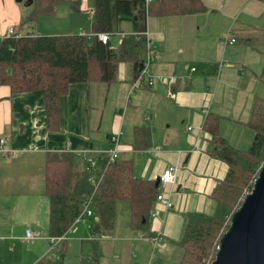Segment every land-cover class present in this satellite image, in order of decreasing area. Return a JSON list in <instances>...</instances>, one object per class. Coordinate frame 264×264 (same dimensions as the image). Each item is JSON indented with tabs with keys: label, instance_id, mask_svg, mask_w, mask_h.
I'll return each instance as SVG.
<instances>
[{
	"label": "crops",
	"instance_id": "obj_1",
	"mask_svg": "<svg viewBox=\"0 0 264 264\" xmlns=\"http://www.w3.org/2000/svg\"><path fill=\"white\" fill-rule=\"evenodd\" d=\"M78 1L79 11H72L70 0H62L57 5L65 4L64 7H57L51 15L40 16L36 28H31L27 22H23L30 1L0 0V39L31 31L38 35L80 33L91 36L95 0ZM200 1L206 8L204 12L162 16L148 13L145 30L151 40L148 52L151 59L147 73L135 85L140 70L138 67L136 72L128 60L127 63L118 64L115 78L110 84L98 80L69 84L66 93L59 97L57 130H51L46 125L43 90L13 93L8 85H0V138H5L4 147L9 151V154L0 153V205L1 202L7 205L6 215H0L2 263L7 239L14 241L18 240V236L24 238L29 229L36 234V238L30 241L35 242L33 248L37 251L40 249L34 262L46 264L45 258L51 247L47 248L50 237L47 228L49 202L43 195L45 160L73 154L80 170H86V158L92 157V170L99 171L114 146L110 141V136L114 135L118 137L115 144L117 159L131 160L135 177L150 179L155 183L169 167L175 168V175L173 181L165 186L159 182L158 186L155 185L158 194L149 214V232L153 237L145 232L123 229L125 227L119 219L116 229L109 232L113 240L131 241L140 253L145 248L151 250V255L156 249L170 253L176 246L181 247L178 242L182 238L187 214L214 213L216 202L212 194L225 178L228 164L210 154L211 135L203 128V123L207 113L218 114L219 134L234 147V141L230 138L232 133L222 124L223 117L231 116L232 109L229 125L234 128L244 125L248 129L245 142L250 141L252 134L246 122L255 99L256 82L244 85L242 68L246 62L256 67L264 63L259 55V48L262 49L264 45V2ZM17 2L23 4L22 10L15 7ZM150 16L169 17L172 20L162 28L163 22L153 24ZM124 21L130 22L129 28L126 27L127 34L121 29ZM124 21L120 23L117 33L121 34L118 46L113 42L115 35L109 36L108 41L116 52L122 39L135 32L132 22ZM10 23H16L19 27L17 31L13 29L12 34L7 33ZM23 28L25 32H22ZM226 31L231 32L235 42H222V35ZM252 33L261 34L263 38L250 37L251 43L242 41ZM207 39H210L209 45H206ZM146 53L144 38L139 66H144ZM236 55L241 58V65L239 58L231 59ZM261 68L263 70L264 66ZM244 82L247 84L248 80L244 78ZM169 91L172 97L168 95ZM234 92L239 94L234 99L238 98L240 103L235 104L234 101L228 105V99ZM113 104L115 107L111 111L114 119L104 122ZM123 127L127 142L121 143ZM137 128L148 132L147 148L135 147ZM246 147L241 145L239 148ZM159 196L166 197L172 207L167 208ZM90 218L95 220L94 212ZM77 223L72 225L67 237L74 234L73 227ZM116 231H119L118 234ZM90 232V228H77L75 235L84 240ZM93 235L98 238L102 236ZM132 261L145 264L139 255H134ZM123 262L128 264V257Z\"/></svg>",
	"mask_w": 264,
	"mask_h": 264
},
{
	"label": "trees",
	"instance_id": "obj_2",
	"mask_svg": "<svg viewBox=\"0 0 264 264\" xmlns=\"http://www.w3.org/2000/svg\"><path fill=\"white\" fill-rule=\"evenodd\" d=\"M26 1H30L29 11L23 22L36 28L38 18L54 13L62 0ZM70 4L72 11H79L78 0H70ZM205 10L200 0H151L147 6L144 0H95L91 36L80 33L38 35L31 31L0 39V85H8L13 93L43 90L46 125L57 130L59 97L66 93L69 84L93 80L110 84L118 64L127 60L138 71L148 13L162 16ZM124 20L132 22L135 32L122 39L116 52L110 41L102 42L98 35H116ZM242 41L251 43L252 38L247 36ZM260 78L264 81V69ZM219 119L218 114L207 113L203 128L211 135L210 154L226 162L228 171L213 191L214 213L186 215L182 238L178 242L183 248L179 264H211L221 235L240 205L242 191L251 189L264 159V95L255 97L246 122L253 131L248 148L240 150L231 146L219 134ZM147 133L141 128L136 129L135 147L147 148ZM54 157L44 162L43 195L49 202V235L60 237L65 234V239L51 248L45 258L46 264H63L67 229L87 202H90L95 216L94 234L104 235L113 231L120 219L123 227L153 237L149 232V214L158 188L153 180L133 175L131 160L120 158L111 163L106 160L101 170L95 171L88 167L80 170L73 154ZM93 174L99 179L97 186L89 182V175Z\"/></svg>",
	"mask_w": 264,
	"mask_h": 264
},
{
	"label": "rangeland",
	"instance_id": "obj_3",
	"mask_svg": "<svg viewBox=\"0 0 264 264\" xmlns=\"http://www.w3.org/2000/svg\"><path fill=\"white\" fill-rule=\"evenodd\" d=\"M22 2H24V1H22ZM62 6L64 7L65 4L57 5L56 8L58 7L57 9H60V8H62ZM15 7L18 8V10H22L23 4L17 2V5H15ZM56 15H58V14H56ZM150 17H148V19L149 18H150V20L152 19L153 24L155 22L161 24V21H162L163 22L162 28L168 26L169 22L172 20L169 17H162V18H160L159 16H150ZM182 22L183 21L181 19V23ZM9 25L14 30L16 29L15 31H17L19 29L18 24H16V23H10ZM129 26H130L129 21H124L121 23V29L123 30V32L125 34L129 33L126 31V27L129 28ZM195 26H196V24H195ZM22 32H25L24 28H23ZM226 35H227V31L222 36H226ZM247 35L248 34H246V36ZM249 37L263 38V36L261 34H255V33H252ZM112 38H113L114 44L118 46L120 43V40H121V34H117V35L113 36ZM209 43H210V39H207L206 45H209ZM239 55L231 56V59H238ZM259 55H260V58L262 60H264V45H262V49L259 48ZM230 61L232 62L233 60H230ZM239 61H240L239 62L240 65H241V63H242L241 58H239ZM121 63H127V62L122 61ZM262 66H264V63H262L260 66L256 67V66H250L246 62L242 68V71H243L242 74H244V76H243L244 85L248 86V85L254 84V82H256V85L254 88V93H253L254 98H255V96H263L264 95V83L260 80V74L262 71L261 70ZM244 78H246L248 80L247 84L244 82ZM236 97H239V94L234 92L233 96H230V98L228 99V105H230L234 101H235L234 102L235 104L237 102L240 103L238 98H237V100L234 99ZM253 101H254V99H253ZM252 105H253V103H252ZM252 105H251V107H252ZM114 107L115 106L113 104V106H111L108 109V112L105 115V121L104 122H106L107 120L112 121V119H114L113 118L114 114L111 111ZM118 111L119 110H117L116 113H118ZM230 111H231V116H224L222 124H224L226 129H228L230 131V133H232L230 138L234 141V147H238V149H243V148H239V147L241 145H243V146L247 145L246 148H248L250 146V144L252 143L253 132L251 129H249L250 130L249 132L252 134V136L249 139L250 141L245 142V139L247 138L246 132L248 129L244 125H239V126L236 125V128H234V126L231 124L229 125L228 118L233 116L232 109H230ZM250 111H251V108H250ZM244 130H246V131H244ZM243 131H244V133H243ZM122 133H123V135L121 137V143L127 142V134H125L126 133L125 127H123ZM240 141H241V143H240ZM246 148H244V149H246ZM56 157H58V156H55L54 158H56ZM49 158H51V157H49ZM141 163H143V161H141ZM263 163H264V159L261 161V165ZM73 171H74V169H73ZM247 190L248 189H244L242 191L239 200H242L244 195L247 193ZM6 207H7V205L4 202H1L0 215H6V209H5ZM18 212H19V210H18ZM9 219H10V217L8 216L7 220H9ZM93 226H94V219L93 218H89L84 222L81 221V222L77 223L76 226L74 225V227H73V233L74 234L71 233L67 237V240L65 241L63 264H82V262H86L87 264H123L124 263L123 260L126 257H128V262H127L128 264H135L136 262L132 261V258L134 255H139L141 257V260L145 264H179L180 256L182 254V249L179 246H176L174 248V251H172L170 253H168V251L159 252V250L156 249L155 251H153V253L151 255V250H147L146 248H145L144 252L140 253L133 246V243L131 241H126V240H122V239L113 240L112 239V237H113L112 233H107L106 235L101 234L102 236L99 238H98V236H96L98 238L96 240V237L93 235ZM23 227H25V226H23ZM77 228H81V230H85L87 228H90V230H91L90 235L86 239L81 240L80 236L75 235ZM123 229L130 231V232L133 231V230H130L127 228H123ZM27 230H29V229H27ZM43 230H45V228H43ZM118 232L119 231H116V234H118ZM46 235H47V232L45 233V236ZM98 235L100 236V234H98ZM37 238H39V237L37 236ZM16 239H18V240L11 239L14 241H10V238L7 239L6 248H5L4 263H2V261H3L2 260V254L0 253V264H35L34 261L40 252V249L37 251L36 249L33 248V244L35 242L31 243L30 241L25 240V235H24V238L18 236ZM94 240H96V241H94ZM50 247H51L50 243L47 244V248L50 249ZM49 253H50V251H49ZM38 264H40V263H38ZM137 264H138V261H137Z\"/></svg>",
	"mask_w": 264,
	"mask_h": 264
},
{
	"label": "water",
	"instance_id": "obj_4",
	"mask_svg": "<svg viewBox=\"0 0 264 264\" xmlns=\"http://www.w3.org/2000/svg\"><path fill=\"white\" fill-rule=\"evenodd\" d=\"M211 264H264V163L232 213Z\"/></svg>",
	"mask_w": 264,
	"mask_h": 264
},
{
	"label": "built area",
	"instance_id": "obj_5",
	"mask_svg": "<svg viewBox=\"0 0 264 264\" xmlns=\"http://www.w3.org/2000/svg\"><path fill=\"white\" fill-rule=\"evenodd\" d=\"M151 0H144L145 2V5H148L149 2ZM8 34H12L13 33V28L10 27L7 31ZM144 36H145V41H146V48H147V53H146V58H145V64L144 66L142 67V69L140 70L138 76L136 77V80H135V83L134 85L136 84V82L140 81L142 79V77L144 76V74L147 73V66H148V63L151 59V56L150 54L148 53L149 52V49H150V46H151V40L149 38V34L147 31H144ZM98 38L102 41V42H106L109 40V35L106 34V33H100L98 35ZM223 43H233L235 42V39L231 37V32H227V35L223 37V40H222ZM169 96H173L172 92L169 91ZM117 136L114 135V136H110V141L112 142V144L114 145L113 148L111 150H109V156L107 157V162L108 163H111V162H114L116 159H117V149L115 147V144L117 143ZM6 144V140L5 138H0V153H3V154H9V151L4 147ZM86 163L88 164V169L89 170H92V167L94 166V160L92 157H87L86 158ZM174 175H175V168L173 167H169L167 169H165L160 175H159V184L162 185V186H165L166 184L170 183L173 181L174 179ZM89 182L93 185H96L98 184L99 182V179L98 177L95 176V174L93 175H89ZM98 179V180H97ZM159 199L162 203H164L166 205L167 208H171L172 207V204L168 201V199L164 196H159ZM93 215V210L91 209V205H90V202H87L85 204V207L83 209V211L76 217V219L74 220L73 224L79 222V221H83L87 218H90L91 216ZM72 224V225H73ZM72 225L67 229V232H70L71 231V228H72ZM36 238V234L33 233L32 231L30 230H26V233H25V240L27 241H33L34 239ZM65 239V234L60 236V237H55V236H50L49 237V243H50V246L51 248H54L58 242L60 241H63Z\"/></svg>",
	"mask_w": 264,
	"mask_h": 264
}]
</instances>
